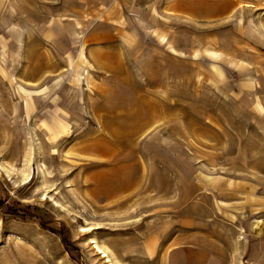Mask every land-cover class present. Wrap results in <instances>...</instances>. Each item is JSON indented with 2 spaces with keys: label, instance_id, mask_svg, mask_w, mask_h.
Wrapping results in <instances>:
<instances>
[{
  "label": "rangeland",
  "instance_id": "1",
  "mask_svg": "<svg viewBox=\"0 0 264 264\" xmlns=\"http://www.w3.org/2000/svg\"><path fill=\"white\" fill-rule=\"evenodd\" d=\"M1 138L0 264H264V0H0Z\"/></svg>",
  "mask_w": 264,
  "mask_h": 264
},
{
  "label": "bare ground",
  "instance_id": "2",
  "mask_svg": "<svg viewBox=\"0 0 264 264\" xmlns=\"http://www.w3.org/2000/svg\"><path fill=\"white\" fill-rule=\"evenodd\" d=\"M132 133H134V131H131L129 134H132ZM6 137H8V135H6ZM3 139L4 138L0 139V153H1V150H3L5 147L8 148L6 146V143L3 142ZM25 149H26V152H25V157H24L23 168L20 171H17V170H14V171H17L18 173H20L21 177L23 178L22 181L25 182V184H27V183H29V179L31 177V162H32L31 145H30V142L27 140H25ZM12 153H14V152H12ZM0 168L2 169V172L5 174L7 179L10 182H13L16 186H18V181H16L15 178L13 177L14 171L12 169H8L7 167H5L3 165H0ZM126 175L127 176L124 179H122L119 183V186L121 187L122 191H125V189L135 186L134 180H132L135 175H133L132 172L131 173L129 172ZM58 206H60L61 208H64V206L59 204V203H58ZM86 222L88 223V221H86ZM257 223L260 224L262 222L258 221ZM99 228H101V227L99 226L97 229H99ZM150 229H152V227H150ZM91 230H93L92 227L91 228L90 227L89 228L81 227V232L85 233V234L91 232ZM90 244L94 245V248L96 249V251L98 253L104 255V258H106L108 260V263L113 264V261L110 259V256L108 254L109 252H112V251L110 250V248L105 243L101 244L98 241V239L96 238V236H92L90 239Z\"/></svg>",
  "mask_w": 264,
  "mask_h": 264
},
{
  "label": "trees",
  "instance_id": "3",
  "mask_svg": "<svg viewBox=\"0 0 264 264\" xmlns=\"http://www.w3.org/2000/svg\"><path fill=\"white\" fill-rule=\"evenodd\" d=\"M5 193L6 191L3 188V185L1 184L0 181V205H1L0 210L2 211L3 214L10 215L13 217H17L20 215L35 217V213H34V211L36 210L35 207L24 205L20 201H15L13 205L7 204V200L3 196V194ZM43 225L44 227L47 226L46 222L43 221ZM66 232H67V228L63 227V229L60 231V234L64 238L67 247L70 249L71 239L69 238V235H67Z\"/></svg>",
  "mask_w": 264,
  "mask_h": 264
}]
</instances>
